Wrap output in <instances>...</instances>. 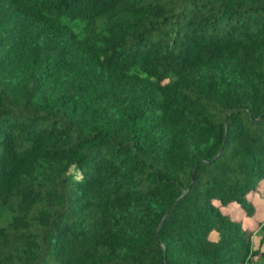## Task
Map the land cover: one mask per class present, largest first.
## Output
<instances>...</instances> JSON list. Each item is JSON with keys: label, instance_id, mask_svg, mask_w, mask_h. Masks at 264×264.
Wrapping results in <instances>:
<instances>
[{"label": "trees", "instance_id": "trees-1", "mask_svg": "<svg viewBox=\"0 0 264 264\" xmlns=\"http://www.w3.org/2000/svg\"><path fill=\"white\" fill-rule=\"evenodd\" d=\"M262 182L264 0H0V264L264 259Z\"/></svg>", "mask_w": 264, "mask_h": 264}, {"label": "rangeland", "instance_id": "rangeland-1", "mask_svg": "<svg viewBox=\"0 0 264 264\" xmlns=\"http://www.w3.org/2000/svg\"><path fill=\"white\" fill-rule=\"evenodd\" d=\"M254 206H255L254 214L249 218L244 219L243 224L247 225L248 227H251L252 229H255L251 236V241H250L251 248L252 249L257 248L263 250L264 233H262L260 229H256L257 222L255 221L264 216V182L260 183L259 191H257L254 196ZM224 208L227 209L235 217L241 216V209L234 201L226 204ZM244 264H264V259L255 256L250 258L249 260H246Z\"/></svg>", "mask_w": 264, "mask_h": 264}]
</instances>
